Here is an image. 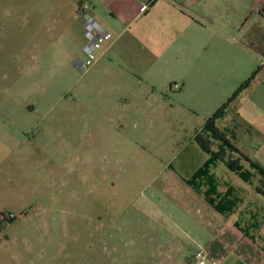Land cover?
<instances>
[{
	"label": "rangeland",
	"instance_id": "rangeland-1",
	"mask_svg": "<svg viewBox=\"0 0 264 264\" xmlns=\"http://www.w3.org/2000/svg\"><path fill=\"white\" fill-rule=\"evenodd\" d=\"M30 2L0 0V264H196L221 223L187 183L210 159L196 137L264 72V49L233 37L250 51L238 61L229 53L233 68L219 73L212 56L199 57L184 93L174 76L171 87L158 83L162 95L134 74L113 83L105 64L91 73L97 59L79 71L80 24L66 55L65 24H49ZM224 163L213 168L219 192L231 186L247 199L258 178L248 185Z\"/></svg>",
	"mask_w": 264,
	"mask_h": 264
},
{
	"label": "crops",
	"instance_id": "crops-1",
	"mask_svg": "<svg viewBox=\"0 0 264 264\" xmlns=\"http://www.w3.org/2000/svg\"><path fill=\"white\" fill-rule=\"evenodd\" d=\"M83 3L90 4L88 13L113 35L97 51L98 61L90 71L97 72L105 64L109 74L114 75L113 83H128L123 79L134 74L140 78L137 80L139 84L158 89V83H163L160 84L163 88L167 85L171 87L176 76L182 83L175 82L177 93L183 94L186 77L198 69L197 58L212 56L216 71L223 73L236 65L232 62L228 66L229 53L233 61L241 59L245 52L250 53L243 46L234 44L233 37L251 41L252 46L264 49V0H31V7H43L44 20L49 24L54 21L65 24L66 55H70L71 46L74 49L77 47L78 32L73 26L77 23L81 26L80 51L84 54L86 22L79 14ZM147 3H150V8L142 13L141 8ZM212 39L224 40L225 44L214 43L216 49H212ZM160 72H164L161 76L163 81L157 79ZM258 84H262V89ZM158 90L162 94V89ZM155 95L159 96L153 91ZM230 110L233 118L226 119L227 116H224L218 122L226 123L225 126L220 128L217 122V127L241 153L264 168L262 70L234 98L227 108L228 112ZM214 143L219 149L220 143ZM249 144L252 146L251 155L245 152ZM235 155L237 159L239 156ZM226 161L225 158L222 162ZM257 178V185L254 187V182L252 184L254 190L260 183V178ZM15 182L10 176L6 185ZM4 183L0 177V191ZM235 196L240 203L232 214L222 215L213 208L216 219L221 223L217 224L214 236H207L209 243L199 246L196 251L204 250L210 259L217 260L219 264H264V205L261 203L264 198L256 191L247 199ZM233 215L237 218L227 223L226 218ZM211 226L207 227L208 231Z\"/></svg>",
	"mask_w": 264,
	"mask_h": 264
},
{
	"label": "trees",
	"instance_id": "trees-1",
	"mask_svg": "<svg viewBox=\"0 0 264 264\" xmlns=\"http://www.w3.org/2000/svg\"><path fill=\"white\" fill-rule=\"evenodd\" d=\"M256 73L246 82V84L226 103L206 124L204 130L197 134L196 141L201 145L202 149L210 155V159L195 173L192 180L187 183L198 193L203 194L206 201L220 214H232L240 199L235 196L234 188L229 187L225 194H221L218 189V181L212 170L217 166L219 161H224L225 157L237 154V159H230L224 163L226 167L239 176L244 182L253 184L254 179L258 176L259 185L255 191L264 198V168L253 163L246 155L241 153L239 149L231 143L227 136L219 130L217 122L226 114L228 106L233 102L234 98L243 91ZM214 142H219L218 151L212 149ZM242 161L247 162L250 169H245Z\"/></svg>",
	"mask_w": 264,
	"mask_h": 264
},
{
	"label": "built area",
	"instance_id": "built-area-1",
	"mask_svg": "<svg viewBox=\"0 0 264 264\" xmlns=\"http://www.w3.org/2000/svg\"><path fill=\"white\" fill-rule=\"evenodd\" d=\"M150 8V3L144 4L141 8L142 13H146ZM90 9L89 3H83L79 8V14L85 18V37L86 44L84 46L85 60H78L76 66L82 73L89 70L97 59V51L103 46L104 43L113 38L111 32L102 27L95 19L88 13ZM196 264H219L217 260L210 259L204 250L196 251L195 255Z\"/></svg>",
	"mask_w": 264,
	"mask_h": 264
}]
</instances>
